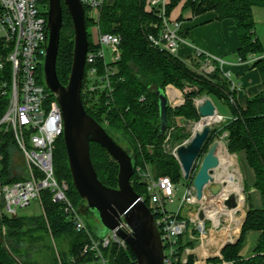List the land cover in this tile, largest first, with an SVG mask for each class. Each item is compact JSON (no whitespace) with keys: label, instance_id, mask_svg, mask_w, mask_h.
Instances as JSON below:
<instances>
[{"label":"trees","instance_id":"1","mask_svg":"<svg viewBox=\"0 0 264 264\" xmlns=\"http://www.w3.org/2000/svg\"><path fill=\"white\" fill-rule=\"evenodd\" d=\"M49 8L48 1L45 2ZM183 4V9H191L194 16L215 12L218 20H233L237 29L240 48L236 55L246 62L252 56L264 55V47L256 34L254 9L264 10V0H170L167 15ZM61 44L57 61V72L60 81L66 85L71 73L74 49V28L72 18L64 2ZM181 21V17L178 19ZM87 30L93 22L86 17ZM160 20L147 10V0H109L103 8L99 28L102 33L121 36L122 58L117 65L118 73L114 77V103L106 105L105 95H100L97 102L89 106L88 99L83 95L87 112L98 123L103 125V117L109 120L108 130L119 142L130 147L136 155L137 167L150 164L156 177H170L175 183L183 179L179 162L174 156L166 154L162 144L166 132L160 131L159 99L157 93L169 88L183 94L185 103L176 108H169L168 128L173 118H183L186 122H199L200 114L196 99L209 96L214 102L218 100L228 105L231 118L211 130V134L200 154L208 151L212 143L227 132V151L230 154L245 153L248 166L254 171L253 188L260 193L262 207H250L246 213L238 241L226 245L220 257L209 258L206 264H264V58L251 64L257 69L262 83V91L247 100L246 107H241L236 101V90L231 89V83L218 67L214 74L205 77L189 67L187 63L174 55L156 49L149 36L158 32L155 25L160 26ZM184 36V34H183ZM89 51L96 50L89 35ZM8 50L0 39V59L7 55ZM203 58H205L203 56ZM101 73L102 62H99ZM89 66H87V70ZM11 66L6 65L0 71V83L10 81ZM39 80L44 83L43 71ZM84 78L83 88H85ZM9 106V97L0 91V120ZM190 134L179 129L173 136L175 143L188 139ZM16 145L11 132H0V264H90L92 254L83 255V248L89 242L85 232L76 230L69 221L61 204L52 201L49 191L43 192V213L35 217H10L3 211L1 189L4 184L21 181L12 178L11 154L9 148ZM91 158L97 170L100 181L111 188L118 186V164L97 143H91ZM54 168L59 181L66 180L69 184V199L73 205L86 213L85 202L76 193L68 166L67 150L61 136L54 153ZM193 179V178H192ZM24 180V179H23ZM192 184V180L188 182ZM132 185L137 194L144 198L150 207L147 187L141 182L137 173L132 178ZM81 202V206L78 204ZM91 234L93 229L88 225ZM256 231L261 234L259 243L250 259L240 256L246 234ZM186 235L179 241V256L186 248H194ZM97 238V237H96ZM55 244H67L68 249L54 248ZM47 242V245H39ZM59 246V245H58ZM39 250H37V249ZM58 248V247H57ZM50 251L47 256H35L36 252ZM35 250V251H34ZM105 255L111 264H137V259L130 248H122L113 244ZM196 264L195 256H190L187 263Z\"/></svg>","mask_w":264,"mask_h":264},{"label":"built area","instance_id":"2","mask_svg":"<svg viewBox=\"0 0 264 264\" xmlns=\"http://www.w3.org/2000/svg\"><path fill=\"white\" fill-rule=\"evenodd\" d=\"M46 1L48 0H0V39L8 50L7 55L0 59V71H4L7 64L11 66L10 81L0 83L1 94L9 97L8 109L0 120V132L6 128L11 132L28 171L26 179L2 186L3 211L10 217H16L20 209L30 207L35 201L42 207L43 192L49 191L52 201L63 206L67 219L73 222L76 230L88 235L89 242L83 248V255H93L94 259L90 264H111L105 250H109L113 244L129 248L116 234V230L132 235L133 229L123 221L115 231L103 239L94 237L82 219V211L69 199V184L59 181L55 174L54 153L58 139L63 136L64 126L60 105L52 92L39 80L48 41V8L41 10L40 6L46 7ZM81 2L86 10V17L99 30L98 48L89 51L87 55L83 95L87 97L89 106L94 105L101 94L105 95L106 105L111 107L114 103V77L118 73L117 65L122 58V38L100 31L102 11L109 0ZM169 2L170 0H147V10L161 22L160 26L155 25L158 32L150 35L149 40L156 49L175 56L179 47L185 43V37L182 22L167 15ZM107 52L111 53L110 58ZM203 56L209 57L196 51L194 61L201 62ZM261 58H264V55L252 56L246 62L240 59V63L251 65ZM208 59L203 63L202 70L208 75L213 74L218 67L222 71L225 65L223 59ZM99 62H102V73ZM222 74L230 81L231 89L238 90L230 74L223 71ZM166 94L172 109L185 103L182 98L175 99L177 96L172 100L168 90ZM200 102L196 101V106ZM103 125H109L106 116L103 117ZM170 131V128H167L166 133ZM227 137L228 134L224 136L226 141ZM178 147L173 150L175 157ZM136 171L141 177V182L147 187L149 208L155 217L163 244L164 264L187 263L194 252L185 249L179 256V241L186 235L191 241L201 243L204 236L208 235L207 222L212 220L207 216L204 221L200 220L199 212L204 211L206 214V201L214 196L210 192V186L205 188L203 199L200 201L196 197L193 184H188L177 212L172 213L168 206L176 203L177 183L168 176L156 177L150 164L139 166ZM196 206L198 210L194 211Z\"/></svg>","mask_w":264,"mask_h":264},{"label":"water","instance_id":"3","mask_svg":"<svg viewBox=\"0 0 264 264\" xmlns=\"http://www.w3.org/2000/svg\"><path fill=\"white\" fill-rule=\"evenodd\" d=\"M65 3L72 18L74 28L73 62L68 83L64 85L58 76L62 29L64 24L63 6ZM48 41L44 58V84L52 92L60 105L63 117V140L67 150L68 166L72 183L78 196L85 202L88 212L94 214L106 232L93 229L98 239H103L115 231L124 221L132 229L129 235L122 230L116 234L126 242L137 259V264H164V250L161 235L154 215L142 196L136 193L132 178L137 170L135 152L112 136L108 127L98 123L86 110L83 101V82L89 52V35L86 23V10L81 0H48ZM159 99L160 131L168 128L170 103L165 91L157 93ZM201 119L213 117L217 107L209 96H204L197 105ZM211 126H205L201 132L193 133L186 145L177 148L176 159L182 170V177L196 190V197L202 200L204 190L210 186V192L216 196L223 186L214 179L220 159L216 154L219 141H214L204 156L195 176L193 171L197 160L211 134ZM91 143L99 144L118 164V186L104 185L91 158ZM193 178V179H192ZM224 205L235 209L236 196L227 198ZM198 207H194L197 211ZM17 217V216H16ZM204 221L206 214L199 212Z\"/></svg>","mask_w":264,"mask_h":264},{"label":"crops","instance_id":"4","mask_svg":"<svg viewBox=\"0 0 264 264\" xmlns=\"http://www.w3.org/2000/svg\"><path fill=\"white\" fill-rule=\"evenodd\" d=\"M171 17L173 20L181 17L185 37V43L179 47L175 56L187 64L194 62L196 51H200L212 58L223 59L225 65L222 71L230 74L231 80H233L232 77L234 75L238 82H240L239 84L237 83V87H242L243 90H240V92L236 90V101L241 107L245 108L247 100L262 91V83L258 70L252 69L249 64L240 63V58L236 55V51L240 48L241 43L234 21H220L215 12L194 16L192 10H184L183 5L178 6L171 14ZM228 118H231V113ZM226 134L227 132L222 136ZM236 155L240 157V163L248 175V190L250 196L248 197L247 211L250 207L260 209L262 207L261 195L253 188L255 181L254 171L248 166L245 153ZM243 219L242 222L244 223L245 218ZM243 223H241V228ZM224 232L209 230L208 236L201 243L196 240L191 241L189 236H186L190 242H194L195 244L194 248H186V250L189 249L194 252L192 256H195L198 264H206L209 258H222L221 251L226 245L234 244L238 241L241 229L232 238V233L229 237L228 231L224 238ZM260 237L261 234L256 231H251L246 234L240 252V256L243 259H250L254 256V251L259 243Z\"/></svg>","mask_w":264,"mask_h":264},{"label":"rangeland","instance_id":"5","mask_svg":"<svg viewBox=\"0 0 264 264\" xmlns=\"http://www.w3.org/2000/svg\"><path fill=\"white\" fill-rule=\"evenodd\" d=\"M183 5V4H181ZM41 10H45L46 7H44V5L40 6ZM254 13H255V22H256V34L257 37L259 38V40L261 41V43H263V47H264V10L260 9V8H256L254 9ZM88 35H90V39L92 40V42L96 45H98L99 42V30L97 28L96 25H92L88 27ZM108 58H110L111 53L107 52ZM209 57L203 58L200 61H194L191 64H188L189 67L191 68V70H193L194 72L203 75L205 77H208L209 75L202 70V65L203 63H205V61L208 59ZM209 60V59H208ZM215 66H217L215 63H213ZM213 65V66H214ZM43 71V68H42ZM215 73V72H214ZM213 73V74H214ZM212 75V74H211ZM43 79H44V72H43ZM232 81H235L234 83L237 86V83L239 84L240 82H238L237 78L233 75L232 77ZM240 90H243L242 87H238V91L240 92ZM168 91L170 92V97L172 100L175 99H179L182 98L185 101L184 95L180 94L178 92H176L175 90L169 88ZM175 96H177L178 98H175ZM175 98V99H174ZM203 97H200L198 99H196V101H201ZM215 105L218 109V113L223 117V120L219 123H215L214 125H211L212 130L213 129H217L219 128L223 122L226 119H230L229 117V108L228 105L215 100ZM179 121V123H178ZM200 122V121H199ZM199 122H186L183 118L177 117V118H173L170 122V132L165 134V138L162 144V149L164 150V152L166 154H169L171 156L173 155V150L174 148L183 145L186 142H189L190 138L192 137L194 131H195V127ZM179 129H183V131L185 133L190 134V137L188 139H185L182 144L180 145V143H175L173 141V136L177 133V131ZM6 132H10L7 128L5 129ZM217 141H219L218 144V148H217V152L220 155V158L224 159L228 164L231 165H236L235 167L238 169L239 175H240V179H241V184L243 187V201L240 202L241 197L240 196H236L237 197V201H238V206L235 209H232L231 211H233V214L235 217H237V219H243L245 218V215L247 213V209H248V197L250 196V192L248 190V175L246 170L244 169V167L241 165L240 160H239V156H237L236 154H230L227 151L226 145H227V141L225 140L224 136H222V138L218 139ZM210 148V147H209ZM208 148V150H209ZM9 152L11 154V166H12V178H16L18 180H23L26 179L28 177V171L25 165V161H24V157L22 155V153L20 152L19 148L17 147V145H11L9 148ZM208 151H206L204 154H202L201 157H199V159L196 162L194 171H193V176H195L200 168L201 162L204 158V156L207 154ZM175 157V156H174ZM176 158V157H175ZM244 174V175H243ZM219 175H221L219 172H217V170L215 171L214 174V179L216 180L217 177H219ZM218 181V180H217ZM62 182L67 183L66 180H62ZM219 182V181H218ZM220 184H223L222 182H219ZM189 183L187 181H185L184 179H182L181 181H179L177 183V196H176V203L173 205H169L168 206V210L172 213L177 212L179 205H180V200L186 190V187ZM225 186V185H224ZM225 189H227V187L225 186ZM233 194V193H232ZM218 197H215L214 199H217ZM213 199V200H214ZM242 203L243 205L241 206ZM85 205V204H83ZM81 206V202L78 204V207ZM240 206V207H239ZM244 208V209H243ZM217 209V208H216ZM43 213V209L40 205L39 202H33L31 204L30 207L25 208V209H20L18 211V216L20 217H35V216H40ZM82 219L85 221V223L87 225H89L90 227H92L94 230L98 231V232H106L103 227H101L99 220L97 219V217L92 214L91 212H86V213H82L81 214ZM244 220V219H243ZM243 223V222H242ZM232 224V220L228 215L225 214H220L219 215V225L216 227L214 226V223L212 221H208L207 222V231L209 233V230H215V231H225L224 232V238L226 237L227 231H228V227ZM233 226L231 229V238L238 234L240 229L237 230V228ZM208 235L204 236V239L207 237ZM230 237V234H229ZM186 238V236L184 237ZM225 241V239H224ZM46 243V244H45ZM47 245V242H42L39 245ZM59 245V246H58ZM55 244L53 241V246L56 249H59V247H61L62 250H67L68 246L67 244L64 243H59V244ZM58 247V248H57ZM37 249V248H36ZM39 250V249H37ZM35 251V250H34ZM50 251L48 250H43V252H36L35 256H42V258H44L45 256L49 255ZM44 256V257H43Z\"/></svg>","mask_w":264,"mask_h":264},{"label":"bare ground","instance_id":"6","mask_svg":"<svg viewBox=\"0 0 264 264\" xmlns=\"http://www.w3.org/2000/svg\"><path fill=\"white\" fill-rule=\"evenodd\" d=\"M221 121L222 117L218 113L215 114L213 117L201 119L200 122L196 125L194 133L201 132L203 128L207 125L211 126ZM216 154L220 159V165L216 170L221 175H219V177H217L215 181L217 183L222 182L223 184L221 185L223 186V188L218 195L213 196L206 201V216L207 218L211 219L214 222V225L217 227L219 225V215H228L232 220V224L228 227V234H231V229L233 226H235L237 230L240 229L242 219H237V217L234 216L233 211H231L232 209H228L225 207L224 202L227 198L232 195L237 197L240 196V202L243 201V187L241 184L238 169L235 167L236 165L228 164L224 159L220 158V155L217 151ZM224 185L227 187V189H225ZM215 197L218 198L214 199ZM239 204H241V206L243 205L242 203Z\"/></svg>","mask_w":264,"mask_h":264}]
</instances>
